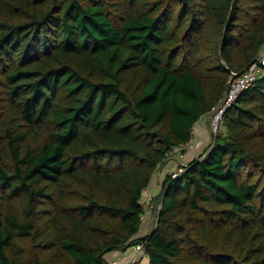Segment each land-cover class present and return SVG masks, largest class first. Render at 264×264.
Segmentation results:
<instances>
[{
    "label": "trees",
    "instance_id": "1",
    "mask_svg": "<svg viewBox=\"0 0 264 264\" xmlns=\"http://www.w3.org/2000/svg\"><path fill=\"white\" fill-rule=\"evenodd\" d=\"M263 54L264 0H0V264L139 243L149 264H264V74L137 238L166 155Z\"/></svg>",
    "mask_w": 264,
    "mask_h": 264
},
{
    "label": "built area",
    "instance_id": "2",
    "mask_svg": "<svg viewBox=\"0 0 264 264\" xmlns=\"http://www.w3.org/2000/svg\"><path fill=\"white\" fill-rule=\"evenodd\" d=\"M264 74V56H259L256 61L241 75L231 74L229 82L223 94L221 101L212 107L211 111L205 117L207 125L211 133V141L205 143L196 131L192 132L191 139L182 145L175 146L166 156L168 160L176 159L182 161L178 169L171 172L168 176L176 178L179 176L187 167V165L193 161L203 157L207 151L212 147L216 136L220 133V125L225 113L233 106L237 98L246 90H248L254 82ZM162 183H160V190L162 189ZM146 189L144 194L147 193ZM141 204L143 206L144 215L142 219L145 220L151 210H154L159 214L162 210V202L156 206L148 205L144 199ZM134 252L127 260L114 259L111 264H141L143 259H147V251L144 244L139 243L134 245ZM144 257V258H141Z\"/></svg>",
    "mask_w": 264,
    "mask_h": 264
},
{
    "label": "crops",
    "instance_id": "3",
    "mask_svg": "<svg viewBox=\"0 0 264 264\" xmlns=\"http://www.w3.org/2000/svg\"><path fill=\"white\" fill-rule=\"evenodd\" d=\"M262 56H264V54ZM195 131L206 144L211 141V133H210L209 127L205 119H202L197 123L195 127ZM167 162L168 161H166L164 165L156 172L154 176L155 180L152 183V186L149 188V190H147V193L144 194V201L151 207L153 205L156 206L157 204L160 203V201H158V197L161 194L159 185L161 182L164 181L165 177L158 176V174L160 171L161 173L163 172L165 164ZM157 219H158V213L155 212L154 210H151L150 213L147 215L146 219L142 222V225L139 231L140 234L138 233L137 236H139L140 238H143V237L150 235L151 232L153 231L152 229H153L154 224L157 223ZM106 257L110 260H114V259L122 260L124 257V254L121 251H116V252L106 255ZM145 261L147 262V264H149V259H144V261L142 260L141 264H144Z\"/></svg>",
    "mask_w": 264,
    "mask_h": 264
},
{
    "label": "rangeland",
    "instance_id": "4",
    "mask_svg": "<svg viewBox=\"0 0 264 264\" xmlns=\"http://www.w3.org/2000/svg\"><path fill=\"white\" fill-rule=\"evenodd\" d=\"M205 119V118H203ZM207 123V122H206ZM210 130V129H209ZM181 162L182 161H177L176 159H172V160H169L166 164H165V167H164V170L163 172L161 173V171L159 172L158 176H164L165 178L171 173L173 172L174 170L178 169L179 165H181ZM154 178L152 180V182H154ZM155 228V224L153 226V229L154 230ZM153 232V231H152ZM140 234V233H139ZM123 254H124V257L122 260H127L131 255L132 253L134 252V248L132 247H129L126 251L125 250H122L121 251ZM141 258H144V257H141ZM105 259L107 260L108 263L111 264V262H113L114 260H110L108 259L107 257H105ZM144 261V259H143ZM144 264H147V262L145 261Z\"/></svg>",
    "mask_w": 264,
    "mask_h": 264
},
{
    "label": "clouds",
    "instance_id": "5",
    "mask_svg": "<svg viewBox=\"0 0 264 264\" xmlns=\"http://www.w3.org/2000/svg\"><path fill=\"white\" fill-rule=\"evenodd\" d=\"M159 213H160V212H159ZM158 215H159V214H158ZM143 221H144V220H143ZM156 225H157V223L155 224V228H156ZM155 228H154V230H155ZM154 230H153V231H154ZM151 234H152V232H151ZM151 234H150V235H151ZM147 259H148V258H147Z\"/></svg>",
    "mask_w": 264,
    "mask_h": 264
},
{
    "label": "water",
    "instance_id": "6",
    "mask_svg": "<svg viewBox=\"0 0 264 264\" xmlns=\"http://www.w3.org/2000/svg\"><path fill=\"white\" fill-rule=\"evenodd\" d=\"M225 32H226V29H225V31H224V35H225ZM224 38V37H223ZM241 75V74H240ZM153 233V232H152ZM137 238H140L139 236H137Z\"/></svg>",
    "mask_w": 264,
    "mask_h": 264
}]
</instances>
